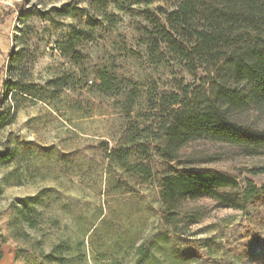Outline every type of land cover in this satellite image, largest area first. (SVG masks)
I'll return each mask as SVG.
<instances>
[{"label":"rangeland","instance_id":"rangeland-1","mask_svg":"<svg viewBox=\"0 0 264 264\" xmlns=\"http://www.w3.org/2000/svg\"><path fill=\"white\" fill-rule=\"evenodd\" d=\"M175 5L0 0V264H264V194L242 202L264 155L155 138L162 95L198 84L161 40ZM180 169L238 184L162 196Z\"/></svg>","mask_w":264,"mask_h":264},{"label":"trees","instance_id":"trees-1","mask_svg":"<svg viewBox=\"0 0 264 264\" xmlns=\"http://www.w3.org/2000/svg\"><path fill=\"white\" fill-rule=\"evenodd\" d=\"M174 1L161 40L198 84L186 83L178 92L162 95L163 115L155 133L166 144L161 154L177 142L203 138L264 155V0ZM71 50L64 54L74 58ZM100 79L103 92L114 86L110 76L101 74ZM252 114L258 125L248 121ZM141 170L147 172L144 166ZM178 172L164 177L162 196L173 199L178 190L238 184L220 172ZM247 172L264 174V166ZM257 193L264 194V184L246 179L242 202ZM229 206L239 208L235 201Z\"/></svg>","mask_w":264,"mask_h":264},{"label":"built area","instance_id":"built-area-1","mask_svg":"<svg viewBox=\"0 0 264 264\" xmlns=\"http://www.w3.org/2000/svg\"><path fill=\"white\" fill-rule=\"evenodd\" d=\"M11 1H14V0H11Z\"/></svg>","mask_w":264,"mask_h":264}]
</instances>
